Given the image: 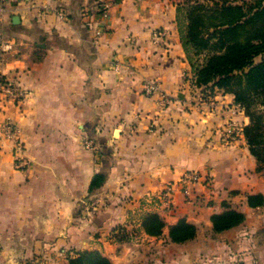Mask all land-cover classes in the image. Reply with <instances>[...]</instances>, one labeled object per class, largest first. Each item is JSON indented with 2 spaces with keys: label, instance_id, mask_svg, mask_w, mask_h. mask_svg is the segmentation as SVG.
<instances>
[{
  "label": "crops",
  "instance_id": "crops-1",
  "mask_svg": "<svg viewBox=\"0 0 264 264\" xmlns=\"http://www.w3.org/2000/svg\"><path fill=\"white\" fill-rule=\"evenodd\" d=\"M178 0H118L104 17L94 0H7L0 9V75L26 98L0 97V123L11 121L25 143L28 170L15 166L12 144L0 147V264H69L99 251L112 264H264V168L243 135L223 143L230 121L249 118L234 97L196 87L177 27ZM18 17L17 22L13 21ZM165 35L156 38L154 32ZM98 32L101 34L98 35ZM156 81L161 93L148 96ZM94 138L98 150L82 142ZM210 172L212 189L188 203L159 196L187 171ZM97 174L106 175L91 192ZM84 203H95L89 216ZM228 209L244 223L222 233L212 217ZM194 224L195 239L152 237L142 217ZM136 229L116 242L113 232Z\"/></svg>",
  "mask_w": 264,
  "mask_h": 264
},
{
  "label": "trees",
  "instance_id": "trees-1",
  "mask_svg": "<svg viewBox=\"0 0 264 264\" xmlns=\"http://www.w3.org/2000/svg\"><path fill=\"white\" fill-rule=\"evenodd\" d=\"M177 27L181 44L195 76V86L230 94L249 118L243 133L250 153L264 168V0H178ZM260 57V62L256 59ZM106 175L97 174L91 192L102 188ZM251 207L264 206L262 195L248 196ZM244 213L228 209L212 217L215 233L238 227ZM168 229L173 243L184 244L196 238L197 227L186 219L174 225L155 212L142 217L141 229L152 237ZM138 231V230H137ZM116 242H127L132 233L126 227L114 231ZM69 264H112L99 251H83Z\"/></svg>",
  "mask_w": 264,
  "mask_h": 264
},
{
  "label": "built area",
  "instance_id": "built-area-1",
  "mask_svg": "<svg viewBox=\"0 0 264 264\" xmlns=\"http://www.w3.org/2000/svg\"><path fill=\"white\" fill-rule=\"evenodd\" d=\"M7 0H0V9L3 8V4ZM96 9L101 12L104 17H107L110 13V9L117 4L118 0H94ZM101 33L98 32V35ZM165 35V32L161 30H157L154 32V36L156 38H161ZM11 49L10 44H5L4 46H0V60L3 59V54ZM193 84L195 83V76L192 75L187 77ZM195 85V84H194ZM145 93L148 96H154L156 94H160V99L164 104H169L170 98L169 96L162 92L159 84L156 81H149L144 85ZM6 97L11 99L17 103H21L26 98V93L17 85L12 82L6 81L0 75V97ZM241 108L239 105H237ZM242 109V108H241ZM243 110V109H242ZM244 111V110H243ZM245 113V112H244ZM243 128L238 125L235 121H230L224 131L222 132L223 143L231 146L236 144L238 138L243 135ZM8 141L12 144L13 154L15 166L19 170H28L30 166V162L27 160L25 156V143L21 138V131L19 127L11 122L5 121L0 123V147L2 144ZM83 146L90 151L98 150V142L94 138H85L82 142ZM214 187V177L210 172H201V171H187L185 172L181 179L175 183H169L165 187L163 193L159 196L160 200L164 203V205L170 209L174 206V195L177 191L180 192L185 197L186 202L195 203L199 201L202 197V194L199 192V188H207L212 189ZM85 209L88 211V215L91 216L97 210V205L94 203L92 207L89 203H84ZM136 231V233H132V239L137 238L139 232L136 229H132ZM130 230V231H132ZM114 232L113 235L114 236Z\"/></svg>",
  "mask_w": 264,
  "mask_h": 264
},
{
  "label": "water",
  "instance_id": "water-1",
  "mask_svg": "<svg viewBox=\"0 0 264 264\" xmlns=\"http://www.w3.org/2000/svg\"><path fill=\"white\" fill-rule=\"evenodd\" d=\"M18 20H19L18 17H14V18H13V21H14V22H17Z\"/></svg>",
  "mask_w": 264,
  "mask_h": 264
},
{
  "label": "rangeland",
  "instance_id": "rangeland-1",
  "mask_svg": "<svg viewBox=\"0 0 264 264\" xmlns=\"http://www.w3.org/2000/svg\"><path fill=\"white\" fill-rule=\"evenodd\" d=\"M260 60H261V58H260V57H258V58L256 59V62H260Z\"/></svg>",
  "mask_w": 264,
  "mask_h": 264
}]
</instances>
